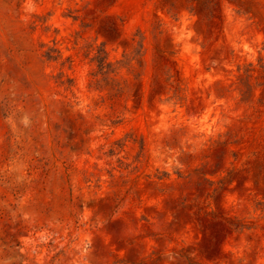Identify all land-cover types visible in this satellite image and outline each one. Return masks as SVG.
Listing matches in <instances>:
<instances>
[{"label":"rangeland","instance_id":"rangeland-1","mask_svg":"<svg viewBox=\"0 0 264 264\" xmlns=\"http://www.w3.org/2000/svg\"><path fill=\"white\" fill-rule=\"evenodd\" d=\"M0 264H264V0H0Z\"/></svg>","mask_w":264,"mask_h":264}]
</instances>
